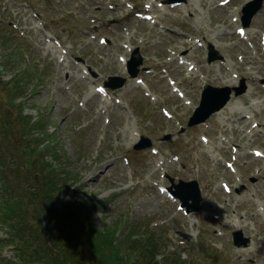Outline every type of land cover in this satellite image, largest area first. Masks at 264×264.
Wrapping results in <instances>:
<instances>
[{
	"label": "rangeland",
	"instance_id": "374dc122",
	"mask_svg": "<svg viewBox=\"0 0 264 264\" xmlns=\"http://www.w3.org/2000/svg\"><path fill=\"white\" fill-rule=\"evenodd\" d=\"M253 1L0 0L1 115L17 120L22 109L43 120L41 137L57 149L63 173L56 207L73 194L93 200L97 227L116 224L117 237L129 228L155 233L162 252L176 250L190 264H264V158L253 154L264 152V0L248 27L241 21ZM211 46L222 59L208 63ZM137 48L142 63L131 78L120 56L128 61ZM25 69L14 100L8 83ZM114 76L125 85L106 88ZM207 85L230 87L232 97L189 126ZM15 162L4 160L14 182ZM180 180L198 183L200 211L186 213L166 191ZM238 230L250 238L245 247L233 243ZM0 253L16 260L12 245Z\"/></svg>",
	"mask_w": 264,
	"mask_h": 264
},
{
	"label": "trees",
	"instance_id": "16d2710c",
	"mask_svg": "<svg viewBox=\"0 0 264 264\" xmlns=\"http://www.w3.org/2000/svg\"><path fill=\"white\" fill-rule=\"evenodd\" d=\"M27 70L20 71V78L8 83L11 86L6 91L10 96L16 95L14 100L24 88ZM18 111L17 120H13L17 122L13 123L7 121L8 115L2 114V119L0 107V151L4 150L5 157L0 154V230L4 234L0 247L12 245L16 257L10 260L0 253V264H190L188 257L182 258L176 250L162 252L159 244L163 238H156L155 233H136L129 228L127 235L119 233L120 237L123 235L120 238L116 236V224L97 227L92 211L101 207L93 200L73 194L56 207L55 198L63 180L60 166L56 165L57 149L41 137L42 119L35 122L22 115V109ZM9 130L12 133L8 134ZM17 133L25 140L7 141ZM42 151L44 154H40ZM45 153L52 163H44ZM8 156L17 161L13 164L19 171L15 182L7 177L4 160ZM29 171L34 173V182L25 187L27 183L22 179L30 176Z\"/></svg>",
	"mask_w": 264,
	"mask_h": 264
},
{
	"label": "water",
	"instance_id": "95a60500",
	"mask_svg": "<svg viewBox=\"0 0 264 264\" xmlns=\"http://www.w3.org/2000/svg\"><path fill=\"white\" fill-rule=\"evenodd\" d=\"M174 1V0H168ZM263 0H254L252 3H250L247 7L244 8V16L242 17L244 25L248 26L250 24L251 18L254 16L255 13L260 9L262 6ZM250 5H252L250 7ZM208 52V62L211 63L215 60L222 59V56L212 51V46L209 49ZM138 61L133 62L134 59L130 60L128 63L129 66V72L131 77H136L138 74L137 66L141 65L142 63V57L139 54L138 50L135 51L134 55ZM111 80H116L115 84L112 82H107L106 85L110 86L112 89H116L119 87H122L126 81L123 77H117L114 76L111 77ZM244 82V81H243ZM245 86L240 88H235V95H240L245 91ZM231 88L230 87H214L212 85H208L204 88L202 95H201V102L199 107L195 110L194 116L191 117L189 121V126H193L195 124H199L201 122L206 121V119L213 114L216 111H219L222 109L227 102L231 98ZM148 141V140H146ZM149 141L147 142V144ZM150 144V143H149ZM136 149H141L143 147H135ZM173 182V181H172ZM175 187V190L172 188ZM173 187L170 188L171 192L180 199L182 202V205L186 207L187 212H194V211H200L202 208L201 205V194L200 189L198 186V183L193 181H183L180 180L179 184L175 185L173 183ZM192 200V203L189 201ZM233 240L234 244L238 247H245L249 244L250 238L244 237L242 234V231H234L233 232Z\"/></svg>",
	"mask_w": 264,
	"mask_h": 264
},
{
	"label": "bare ground",
	"instance_id": "6f19581e",
	"mask_svg": "<svg viewBox=\"0 0 264 264\" xmlns=\"http://www.w3.org/2000/svg\"><path fill=\"white\" fill-rule=\"evenodd\" d=\"M150 8L153 10V9H154V5L151 4V5L149 6V9H150ZM149 9H148V10H149ZM245 34H246V33H245ZM198 42H199V41H198ZM174 59H176V58H173V60H174ZM180 61H181V60H180ZM180 63L183 64V61H181ZM246 73H249V72H246ZM85 77H86V76H85ZM136 83L138 84L137 80H136ZM104 91L107 92V90H104ZM219 113H220V112H219ZM257 125H258V124H257ZM208 142H209V141H208ZM213 148H214V147H213ZM262 152H263V151H262ZM234 171H236V169H235ZM260 210L263 211L264 208H262V209L260 208ZM263 213H264V212H262V214H263Z\"/></svg>",
	"mask_w": 264,
	"mask_h": 264
}]
</instances>
